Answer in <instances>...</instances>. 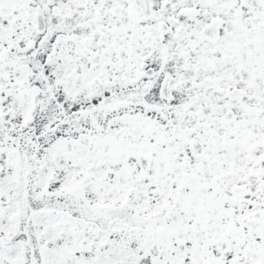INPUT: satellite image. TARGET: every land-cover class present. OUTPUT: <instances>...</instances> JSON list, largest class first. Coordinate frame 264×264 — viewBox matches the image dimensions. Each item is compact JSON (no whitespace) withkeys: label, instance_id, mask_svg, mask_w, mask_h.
Returning a JSON list of instances; mask_svg holds the SVG:
<instances>
[{"label":"snow or ice","instance_id":"1","mask_svg":"<svg viewBox=\"0 0 264 264\" xmlns=\"http://www.w3.org/2000/svg\"><path fill=\"white\" fill-rule=\"evenodd\" d=\"M0 264H264V0H0Z\"/></svg>","mask_w":264,"mask_h":264}]
</instances>
